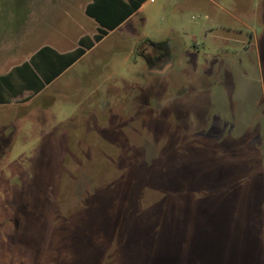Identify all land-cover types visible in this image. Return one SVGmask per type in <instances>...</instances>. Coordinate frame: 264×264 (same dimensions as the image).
Instances as JSON below:
<instances>
[{
  "label": "rangeland",
  "instance_id": "374dc122",
  "mask_svg": "<svg viewBox=\"0 0 264 264\" xmlns=\"http://www.w3.org/2000/svg\"><path fill=\"white\" fill-rule=\"evenodd\" d=\"M87 1L0 0L6 57L92 32ZM93 43L0 106V264H251L264 0H146Z\"/></svg>",
  "mask_w": 264,
  "mask_h": 264
},
{
  "label": "trees",
  "instance_id": "16d2710c",
  "mask_svg": "<svg viewBox=\"0 0 264 264\" xmlns=\"http://www.w3.org/2000/svg\"><path fill=\"white\" fill-rule=\"evenodd\" d=\"M144 0H91L85 6L84 12L103 29L93 35L92 40L98 42L107 30H114L125 19L138 10ZM79 47L67 53H58L48 46H43L33 53L27 61L13 68L9 73L0 76V103L9 102L10 96L16 97L23 91H30V95L38 94L51 84L65 69L77 61L83 54L82 47L91 48L93 42L85 45L79 40ZM17 74L18 83L12 81ZM2 91L5 94H2ZM29 96L21 98L26 100ZM157 232H149L146 246L150 253L149 243L155 240ZM146 254V255H147ZM145 255V256H146ZM137 256V255H136ZM138 264V263H135Z\"/></svg>",
  "mask_w": 264,
  "mask_h": 264
},
{
  "label": "crops",
  "instance_id": "0c3cea01",
  "mask_svg": "<svg viewBox=\"0 0 264 264\" xmlns=\"http://www.w3.org/2000/svg\"><path fill=\"white\" fill-rule=\"evenodd\" d=\"M90 1L91 0H88L83 5V7H82L83 10L85 9L86 4L88 2H90ZM145 1L146 0H144L142 2V4L140 5V7L138 8L137 11L141 10V8H142V6H143V4H144ZM148 1L151 2L150 0H148ZM152 2H155V0H153ZM31 5H32V3H31ZM136 12H134V13H136ZM132 15H130L127 19H125L119 26H121L122 24H124V22H126ZM101 29H103V28L100 27L99 25H97V23L95 22L94 25H93V31L92 32H90V33L85 32V33L78 34V36L73 40V42H72V44L70 46H64V45L60 44L58 41L45 42V43L40 44L35 50H33V52L30 53V55H28L27 57H25L23 60L20 61V58H18V59L16 58V60L15 59L12 60L13 58H10L9 56L6 57V53L7 54H10V53H14L15 52V49H13L11 47H9L8 48V52H6V44L11 42L10 41L11 38H9V35L11 33H13V30L10 29L8 31V33H6L7 35H5L4 30H3V28L1 27V24H0V76H3L5 74L9 73L10 71L13 70V68H15L16 66H19L22 62L27 61L33 53H35L38 49H40L43 46H48V47H50L51 49H53L54 51H56L58 53H67V52H71V51L75 50L77 47L80 46L79 45V40L80 39H83L85 45H89V44H91V42H93V40H92L93 35L96 34ZM95 44L96 43H93V45H92L91 48H93ZM82 48L84 50V54L78 60H80L86 54V52L91 49V48L87 49L85 47H82ZM163 52H164V50H163ZM77 61H75L71 66H69L67 69H65L57 78H59L64 73H66L67 71H69L74 66V64ZM12 81H13V83L14 82L18 83L19 79L17 78V74L13 75ZM2 94H5V92L2 91ZM29 95H30V91H23L21 94H19L16 97L10 96V98L8 99L9 102H7V103H0V106L9 105L12 102L14 103V100H17L20 97L21 98L27 97ZM21 98L19 100H22ZM255 244H256L255 245V251H258L259 253L255 254V256L253 257L254 260L252 261L251 264H264V242L261 243V244L260 243H255ZM261 251H263V252L261 253Z\"/></svg>",
  "mask_w": 264,
  "mask_h": 264
},
{
  "label": "built area",
  "instance_id": "2783aa9c",
  "mask_svg": "<svg viewBox=\"0 0 264 264\" xmlns=\"http://www.w3.org/2000/svg\"><path fill=\"white\" fill-rule=\"evenodd\" d=\"M151 2L153 1V0H150Z\"/></svg>",
  "mask_w": 264,
  "mask_h": 264
}]
</instances>
